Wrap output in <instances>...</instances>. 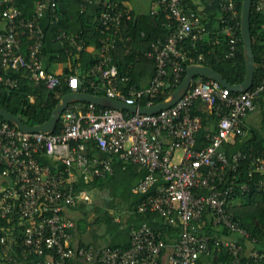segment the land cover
<instances>
[{
  "label": "built area",
  "instance_id": "1",
  "mask_svg": "<svg viewBox=\"0 0 264 264\" xmlns=\"http://www.w3.org/2000/svg\"><path fill=\"white\" fill-rule=\"evenodd\" d=\"M16 1L0 0V18L7 23L0 30L2 66L13 73L27 69L33 80H45L50 89L66 81L72 91L86 92L80 89L79 69L63 76L43 64L46 33L42 19L46 12L51 21L58 19L60 0H37L32 16H25ZM154 1L159 6L154 13L161 12L163 24L171 30L165 39L153 41L145 53L154 60L156 72L143 88H123L116 82L119 69L112 52L121 41L131 38L125 37L121 28L133 18L132 11L117 0L99 2L96 26L101 37L98 60L90 74L99 80L92 85L108 97L132 105H154L163 88L182 82L187 61L199 63L203 58L202 52H192L220 43L223 38L229 46L226 57L235 54L240 40L237 0H221L224 16L214 34L196 12L184 9L182 0ZM263 8L264 0H259L257 10ZM23 35L29 38L27 52L20 48ZM57 39L68 41L77 50L85 44L80 33L64 30L59 31ZM0 82L15 86L17 80L0 74ZM262 92L264 78L254 88L233 92L218 80L199 77L173 106L152 114L74 102L62 112L58 133L26 132L8 121L0 122V166L2 176L12 182L1 192L0 214L8 218L17 209L25 225L20 237L23 259L30 260L27 264H195L206 254L212 255V264H241L246 255L264 259V249L256 246L257 238L229 209L239 192H264V152L239 150L229 155L226 148L228 142L247 134L246 118L256 110L255 99ZM199 100L216 122L215 128L206 133L203 147L196 146L203 117L192 110ZM90 147L98 152L90 153ZM178 150L182 151L179 156ZM42 152L64 168L53 172L40 162ZM116 157L124 168L137 165L141 173L132 187L133 193L146 194L138 211L155 212L167 224L179 226L177 241H167L162 230L143 222L132 227L128 247L70 242L75 222L66 212L92 196L87 190L77 192L75 183L80 178L90 182L113 174ZM244 162H249L248 178L239 182ZM219 227L249 240L253 245L250 253H245L237 239L220 233ZM8 239L7 235L1 237L3 258L9 256L14 261ZM222 250L231 256L228 262L220 258Z\"/></svg>",
  "mask_w": 264,
  "mask_h": 264
},
{
  "label": "trees",
  "instance_id": "2",
  "mask_svg": "<svg viewBox=\"0 0 264 264\" xmlns=\"http://www.w3.org/2000/svg\"><path fill=\"white\" fill-rule=\"evenodd\" d=\"M37 0H17L16 3L22 10L25 16H32L35 11V5ZM206 5L208 12H214L220 15L219 26L224 11L222 9L221 0H202ZM259 0H253L251 11V34L253 41V49L257 61V68L255 73V80L251 88L258 85L264 78V8L261 11L257 10V2ZM61 2V3H60ZM56 14L58 19L50 21L48 26H45V45L50 46L52 57L51 61H69L70 67H67L62 74L63 76L72 74L79 69L80 89L88 93L97 95H105L102 90L96 89L92 85V82H99L97 77L90 74L91 67L98 60V53L89 50V46L95 44L96 48L100 44V31L96 26L97 21L95 16L100 12V6L97 4L95 14L90 15L89 10L91 6H94L90 1L86 0H60ZM90 3V4H89ZM86 8L82 11V5ZM67 5H75L77 9L75 11L74 20L71 22L67 16L65 17L63 12L66 10ZM125 6V5H124ZM182 6L187 11H194L199 15L197 6L193 4L191 0H182ZM237 9L239 16L237 21L239 23L237 34L240 38L237 45V49L233 57H226V53L229 49L226 39L221 40L220 43L208 44L204 50H198L191 53L198 54L202 52L203 58L199 63L208 65L218 71L223 78L231 84H240L244 81L246 75V61L243 49V41L241 37V10L242 0H237ZM67 13V12H66ZM65 13V14H66ZM133 18L127 21L123 25L121 31L124 36L130 35L129 40H123L119 43L112 54L114 55V61L118 66L119 75L116 79L118 86L130 87L132 85L138 88L146 86L153 78L156 72V65L154 60L149 59L145 54L151 48V43L158 38L165 39L171 28L163 24L162 13L156 15L136 16L132 12ZM213 15V14H212ZM200 17V15H199ZM201 18V17H200ZM97 19V18H96ZM207 26V25H206ZM211 26V25H210ZM219 26L217 29H219ZM209 30L214 34L216 30H212L207 26ZM60 30L67 31L69 33H80L85 40L84 47L81 50H77L68 41L61 43L57 39V34ZM145 35H142V33ZM21 43V51L27 52L28 39L26 35H23ZM190 47V42H187ZM129 47L131 49H129ZM129 50V51H127ZM192 62L187 61L185 63V69L182 75V80L186 75V68ZM47 68V67H46ZM0 74L4 76H11L17 80L15 86H8L0 82V105L11 111L12 113L20 116L23 121L30 126L43 124L48 121L56 108L57 104L61 101L62 97L71 92L66 81L62 85L50 89L48 88L46 81L41 79L39 81L31 78L30 71L20 70L18 72H10L2 66L0 58ZM127 77L128 81H124L123 78ZM202 77L204 80H209V77L198 75L193 80L194 85L197 78ZM168 79V78H166ZM176 86H166L161 90L159 95L154 98V104L167 99L170 94L176 89ZM256 104L261 107L262 120L259 127L252 128L245 136L236 137L234 141L228 142L226 148L228 154L231 155L236 151H254L255 153L264 152V92H262L256 99ZM202 102L199 100L193 106L194 113L201 114L203 117V126L196 135L197 147H203L207 143L205 135L208 131L212 130L215 126L214 115L208 113H201L197 110V106ZM141 105H146V102H141ZM99 108H104L100 106ZM6 121L0 116V122ZM61 123L58 122L55 133L60 132ZM90 153H97L98 149L90 147ZM106 154H102L105 156ZM117 159V157H116ZM39 160L42 164L49 165L53 172L63 169L64 165L49 157L45 152L39 154ZM249 162H244L241 166L240 180H247ZM3 167L0 166V175L2 176ZM141 173L137 165L130 164L126 168L123 167V162L119 159L114 162V172L105 178H95L90 182H85L80 178L75 183V189L77 192L81 191H107L108 197L106 199L105 208L102 213L96 211V205L90 203L88 200L81 201L76 208L80 211L86 209L87 206H92L90 210L95 212L93 216L94 223L97 222L100 225L105 226L104 238L107 237V245L109 246H122L128 247L131 243L130 231L132 227H137L143 222H148L156 229H160L165 233V238L169 242H174L179 239L181 228L179 226H172L167 224L162 217L155 212H139L138 204L146 197L143 193H133L132 187L140 177ZM203 193L204 190L200 189ZM242 206L233 205L229 207L234 212L237 218L240 219L242 225H244L252 237L257 238L258 243L256 246L260 251L264 249V192L252 189L251 191L241 193L239 192V198ZM118 204H122L123 208L127 210V218L124 220L116 221V217L110 211ZM83 209V210H82ZM84 220V219H83ZM20 218L17 209L9 215L8 218L2 217L0 214V261H6L9 264H27L30 260L25 261L22 257V247L20 246L22 230L24 224L20 223ZM85 222V220H84ZM73 230V229H72ZM71 230V231H72ZM7 235L8 243L10 244V255L15 258L14 261L9 259V256L3 258V246L1 243V237ZM12 243V244H11ZM83 245V244H82ZM97 245V244H96ZM208 255V254H206ZM206 255L200 256L195 264H205L204 259ZM220 258L224 262H228L231 259L229 253L225 250L219 252ZM33 258H37L33 256ZM210 259V257H208ZM213 258L211 257L212 264ZM241 264H264V259L249 258L247 255L242 258Z\"/></svg>",
  "mask_w": 264,
  "mask_h": 264
},
{
  "label": "crops",
  "instance_id": "3",
  "mask_svg": "<svg viewBox=\"0 0 264 264\" xmlns=\"http://www.w3.org/2000/svg\"><path fill=\"white\" fill-rule=\"evenodd\" d=\"M88 1H90V3L92 5L94 4V6H91L90 7L91 9L89 10L90 15L93 16V13L95 14L94 8L97 7L96 6L97 4L99 5V2L101 0H88ZM117 1H120L123 5H125L127 8H129L136 16H138V15L139 16H141V15L142 16L156 15V13H154V12L159 10V6L155 3L156 1H154V0H117ZM191 1L193 2V4H195L197 6V10H199V15L201 17L200 18L201 23H203L205 26L206 25L209 26V28L212 30H216L219 26L220 15L215 14L214 12H208V10H206L205 3L202 0H191ZM85 8H86V6H85ZM76 9H77V6H75V5H67L66 10L63 12V14L65 17L67 16L69 19H71L70 20L71 22H73L72 20L75 19L73 14H75ZM157 14H158V12H157ZM160 15H161V12H160ZM97 17H98L97 15L94 17L95 20ZM50 21H51V16L49 15V13L46 12L44 18L42 19V22L45 26H48ZM6 24H7L6 21L0 18V30H3L6 26ZM75 33L76 32L74 31L70 34H75ZM129 49H131V48L129 47ZM89 50L97 52L98 47L96 48L95 44H92L89 46ZM127 51H129V50H127ZM51 57H52V52H51L50 46L44 45L43 50H42V60H43L44 66L47 67L46 68L47 70H52L58 74H63L65 69L67 67H70L69 61H58V60L51 61ZM257 108L260 110V113H261V107L257 106ZM197 110L201 111V113L211 114V112H209V110L207 108V105L203 104V103H201L197 106ZM211 115L213 116V114H211ZM261 120L262 119H260L259 124H261ZM259 124L249 126L247 119H246L247 132H249L252 128L259 127L260 126ZM214 128H215V126L213 127V129ZM181 154H182V151L178 150L177 156H179ZM5 180H7V179H5ZM11 183L12 182H10L8 180H7V183H1L0 184L1 192L5 187L12 185ZM1 192H0V202H1ZM100 192H103V193L98 197V194ZM92 193L93 194L95 193V198L93 197V199H92V196H91L90 203L93 202V204L96 205V208H97L96 211L102 213L104 208H105L106 199L109 196L108 192L107 191H95ZM241 204H242L241 200H235L233 203V205H238V206H240ZM91 207L87 206L85 210L82 209L83 211H80L78 208H77L78 210H76L75 208H70L66 212V215L68 217L72 218L75 222V228L72 230V235L70 238L71 239L70 242L73 245H82V244H88V243H93L95 245L97 244V246L107 245L106 244L107 243V237L104 238L105 226L100 225L97 222L94 223L93 216L95 215V212L90 210ZM117 207H119V209L118 208H112L110 210L112 212V214L116 217V213H114V211L115 212L117 211V212H120V214L123 213L122 216L124 218L123 219L121 218L122 220H124L125 217L127 218L128 213H127V210H125L123 208V205L118 204ZM83 219L85 220V222ZM121 219L116 217L115 220L119 221ZM20 223H22V222H20ZM218 231H220V233L224 234L225 236H229V237H233V238L237 239L242 244L246 254H249L250 250L253 248V245L249 240H247V239H245V238H243L237 234L229 233L223 227H219ZM206 256L207 257H206V259H204V263L210 264L212 255H206ZM208 257H210V259H208ZM0 264H9V263L4 260L2 262L0 261ZM80 264H88V263L82 262Z\"/></svg>",
  "mask_w": 264,
  "mask_h": 264
},
{
  "label": "water",
  "instance_id": "4",
  "mask_svg": "<svg viewBox=\"0 0 264 264\" xmlns=\"http://www.w3.org/2000/svg\"><path fill=\"white\" fill-rule=\"evenodd\" d=\"M253 0H242L241 10V37L243 41V49L246 61V75L245 79L240 84H231L226 81L223 76L214 68L200 64L193 63L187 66L186 75L177 88L170 94V96L151 106H138L128 104L124 101L108 97L106 95H97L82 91H71L65 94L61 101L57 104L50 119L43 124L34 126L27 125L23 119L0 105V116L6 121L15 125L18 129L26 132H54L60 120L62 112L69 104L74 102H92L98 106L113 107L131 112L139 113H156L162 109L173 106L191 87L193 80L198 75H203L211 79L218 80L223 86L229 87L233 92H244L249 90L255 80V73L257 68V61L253 49V41L251 34V11Z\"/></svg>",
  "mask_w": 264,
  "mask_h": 264
},
{
  "label": "rangeland",
  "instance_id": "5",
  "mask_svg": "<svg viewBox=\"0 0 264 264\" xmlns=\"http://www.w3.org/2000/svg\"><path fill=\"white\" fill-rule=\"evenodd\" d=\"M247 122H248V125L250 126H252V125H258L259 123H260V119H262V113H260V110L258 109V108H256V110H254L253 112H251L248 116H247ZM260 125V124H259ZM5 179H7L8 181H10V179L9 178H6V177H4V176H1L0 175V184L1 183H7V180H5ZM9 183V182H8ZM0 192H1V188H0ZM103 192H100L99 194H98V197L102 194ZM91 195H92V199H93V197L95 198V193L93 194V193H91ZM94 195V196H93ZM73 208H75L76 210H78L76 207H73ZM113 208H118L119 209V207H117V206H115V207H113ZM74 209V210H75ZM114 213H116V217H118L119 219H123L124 217L122 216V214H120V212H115L114 211ZM118 213V214H117ZM121 219V220H122Z\"/></svg>",
  "mask_w": 264,
  "mask_h": 264
}]
</instances>
